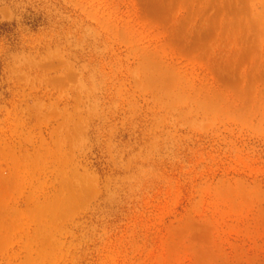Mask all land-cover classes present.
Segmentation results:
<instances>
[{
    "label": "rangeland",
    "instance_id": "1",
    "mask_svg": "<svg viewBox=\"0 0 264 264\" xmlns=\"http://www.w3.org/2000/svg\"><path fill=\"white\" fill-rule=\"evenodd\" d=\"M0 264H264V0H0Z\"/></svg>",
    "mask_w": 264,
    "mask_h": 264
}]
</instances>
